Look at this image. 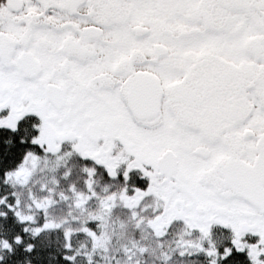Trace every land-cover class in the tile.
I'll list each match as a JSON object with an SVG mask.
<instances>
[{"label": "snow or ice", "instance_id": "6c2138e0", "mask_svg": "<svg viewBox=\"0 0 264 264\" xmlns=\"http://www.w3.org/2000/svg\"><path fill=\"white\" fill-rule=\"evenodd\" d=\"M0 264H264V0H0Z\"/></svg>", "mask_w": 264, "mask_h": 264}]
</instances>
